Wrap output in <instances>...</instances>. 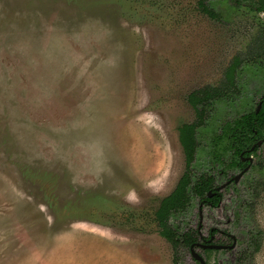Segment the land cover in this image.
I'll list each match as a JSON object with an SVG mask.
<instances>
[{"label":"rangeland","instance_id":"374dc122","mask_svg":"<svg viewBox=\"0 0 264 264\" xmlns=\"http://www.w3.org/2000/svg\"><path fill=\"white\" fill-rule=\"evenodd\" d=\"M208 4L217 19L199 0H0V264H173L156 211L185 172L188 96L242 61L239 96L214 102L198 134L195 182L213 173L223 124L264 91V14ZM253 156L221 206L203 209L207 228L241 237L210 264H237L254 229L251 261L264 264V143ZM235 189L246 209L232 218ZM199 212L194 195L172 225L195 229Z\"/></svg>","mask_w":264,"mask_h":264},{"label":"trees","instance_id":"16d2710c","mask_svg":"<svg viewBox=\"0 0 264 264\" xmlns=\"http://www.w3.org/2000/svg\"><path fill=\"white\" fill-rule=\"evenodd\" d=\"M236 4L241 5V0H231ZM199 5L202 11L210 17L217 19L219 14L214 9L210 8L208 0H199ZM250 8L256 11L264 9V0H251L248 4ZM238 58L226 70L224 79L218 86H205L192 92L188 96L190 104L196 112V120L192 123L183 124L179 127V138L185 153L186 167L185 172L180 178L177 186L171 194L163 198L156 211V220L160 227V235L164 237L173 247L174 256L173 264H185V251H189L190 247L197 241L196 231L188 229L180 231L172 225V220L180 213L187 210L191 203L192 197L206 198V194L213 187V178L208 175L200 176L195 182L192 178V164L197 153V139L196 134L201 128L207 118L208 111L215 101L227 99L231 95L238 93V86L236 83V74L240 67ZM262 107L257 113L256 109L242 115L232 124L224 127L218 139L225 138L227 140V150L235 157L241 152L250 148L251 145L260 137L263 136L264 131V93L261 98ZM223 165L224 160H220ZM239 159H236L230 164H239ZM215 200H218L216 197ZM260 244L255 242L254 250H258ZM243 253L241 264H245L244 260L248 259ZM244 259V260H243ZM250 262V261H249ZM251 264V263H246Z\"/></svg>","mask_w":264,"mask_h":264},{"label":"flooded vegetation","instance_id":"af4514ba","mask_svg":"<svg viewBox=\"0 0 264 264\" xmlns=\"http://www.w3.org/2000/svg\"><path fill=\"white\" fill-rule=\"evenodd\" d=\"M231 2L234 6L247 8L249 11L254 12V13H258V14L263 13L264 14V9L262 11H256V10L249 7L248 4L251 3V0H241V2H242L241 5H238V4H236V2H233V1H231ZM259 48L261 49V51H263V44H260ZM240 62H241L240 63V67H241L242 61H240ZM230 66H231V64L228 66V68ZM240 67H239V69H240ZM237 74H238V71H237ZM237 74H236V83H237ZM224 77H225V75H224ZM207 86H212V85H207ZM237 86H238V84H237ZM263 93H264V91L260 95L258 105H256L254 108H252L250 111H248L246 113H249V112L253 111L254 109H256L257 113L260 111V109L262 107L261 98L263 96ZM239 94H240V88L238 87V93L236 95H231V96L226 97V98L227 99L235 98V97L239 96ZM220 101H222V100H220ZM188 102H189V100H188ZM215 102H218V101H215ZM189 104H190V102H189ZM191 107L193 108L192 105H191ZM211 109H212V106L209 109L208 114L211 111ZM194 112H195V109H194ZM246 113H243V114L239 115L238 117H236L232 120L226 121L223 124V126L221 127L220 132L218 134H216L214 139L212 140L213 146H212L208 156H209L210 163L213 166V173H207V174H202V175H208V176H211L213 178V187L210 191L207 192L206 198H203V199L197 198L198 204H199V209H200L199 222H198V225L194 229L196 231L197 241L189 249L190 254H191V256H192V258L196 264H202V263L193 256V252L197 253L203 259L205 264H210L209 255L211 253H213L215 251H217V252H220V251L231 252V251L235 250L237 243L240 241V238H241V237L238 238L235 235V233L233 234L232 227L229 230H227V229L223 230V229L215 228V226H210L207 228V226L204 224L203 209L206 206L209 209L219 208L224 201L222 191L228 187L236 188L237 185H239L241 180L244 178V176L248 172H250L254 166V156L253 155L258 152L259 148L264 143V131H263V136L258 138L251 145L250 148L241 152V154L238 156V158L235 157L231 152H229L227 150V140L225 138L218 139V136L222 133V131L226 125L232 124L235 120L239 119L242 115H244ZM195 115H196V112H195ZM207 117H208V115H207ZM195 120H196V118H195ZM206 120H207V118H206ZM205 124H206V121H205L204 125L198 129L197 134H196L197 147L198 148H197V153H196V157H195L193 164L196 163L198 152L200 150L199 141H198V134L200 133V130L205 126ZM221 143H224V146L222 149L223 151L221 153H219L216 150L215 145L218 147V145ZM227 156H230V159H227ZM236 159H239V161H240L239 164H234V165L230 164L231 162H234ZM220 160H224L225 164H229V167H226L225 165H223V163H221ZM193 164H192V167H193ZM215 166L219 167V172L217 175H215ZM235 171H238V173L237 174L231 173V172H235ZM238 176H240V178L238 181H236V178ZM222 180L224 182H221ZM255 186H256V182L250 183L248 185V190L250 192H252L253 197L257 195V193L255 192L257 187H255ZM235 190L237 191L238 189H235ZM236 195L237 196H235L236 197L235 202L231 206L230 216H232V218H233V216L234 217H236V216L240 217L242 210L246 209V204L244 202V199H241V196H240L238 191H237ZM216 197L218 198V200H215ZM227 225H229V226L231 225V226L235 227V221H232V219H230V220H228ZM262 236H263V233H262L261 229H254V230L250 231L249 234H247V241H246L247 243H246V247H245L246 250L239 252V254L236 256V263L237 264H241L243 253H246L245 255L248 256L247 257L248 259H245V260L243 259L245 264L246 263L252 264L251 258H253L254 254H256L260 249V247H259L258 250H256V251L254 250L255 242H258L261 246ZM233 244H235V246L231 247ZM209 246H221V248L217 249L215 247L212 248ZM197 250H199L200 252H198Z\"/></svg>","mask_w":264,"mask_h":264},{"label":"water","instance_id":"95a60500","mask_svg":"<svg viewBox=\"0 0 264 264\" xmlns=\"http://www.w3.org/2000/svg\"><path fill=\"white\" fill-rule=\"evenodd\" d=\"M241 176V175H240ZM240 176H238L237 178H236V181H238L239 180V178H240ZM235 246V244H233L231 247H234ZM209 247H215V248H217V249H220L221 248V246H209ZM193 256L197 259V260H199L202 264H205V262L203 261V259L197 254V253H195V252H193Z\"/></svg>","mask_w":264,"mask_h":264}]
</instances>
